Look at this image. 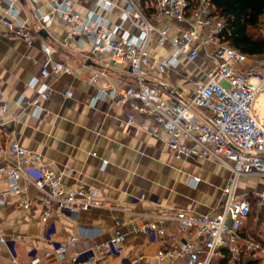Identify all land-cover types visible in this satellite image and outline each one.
<instances>
[{
  "label": "crops",
  "instance_id": "0c3cea01",
  "mask_svg": "<svg viewBox=\"0 0 264 264\" xmlns=\"http://www.w3.org/2000/svg\"><path fill=\"white\" fill-rule=\"evenodd\" d=\"M7 1L0 0V89L9 102V112H0V165L14 168L20 164V159L8 151L10 142L18 140L29 153L40 154L46 166L63 173L61 182L66 190L95 188L105 204L76 213L53 207L51 216L44 220L46 206L41 191L32 180L23 179L22 192L8 193L5 202H0V237L5 238L0 240V264H12L14 257L19 263L39 258L35 264H73L77 251L108 241L116 228L125 233L121 250L97 251L101 261L157 264V251L170 243L158 236L135 233L132 227L161 213L184 209L201 214L218 208L225 197L223 188L231 177L230 169L210 158L177 157L163 136L139 125L128 127L129 107L115 105L109 96L93 104L101 88H125L130 78L128 68L114 64L106 53H93L88 36L68 39L69 27L53 13L49 1L9 0L12 12L26 23L35 39L28 44L22 37H4L2 9ZM72 1L83 15L95 10L99 17L107 18L117 37L140 32L127 19L123 0H111L115 4L111 9L97 6L96 0ZM44 44L50 45L54 59L69 64L72 72L52 73L32 86L30 81L40 75L43 66ZM152 51H158L156 45ZM207 60L202 52L197 63L183 60L169 73L154 75L190 90L195 79L204 77L198 67L206 65ZM96 71H103V76L92 83L89 78ZM137 119L154 123L153 117L143 114ZM195 176L200 177L197 185L192 184ZM9 179L7 172H0V192L7 189ZM257 180L262 191L264 180ZM257 183L239 184V192H260L255 189ZM166 225L168 232L183 238L176 221ZM51 230L55 240L76 236L77 244L62 255L55 253L54 242L44 239ZM247 236L256 239L254 233ZM254 251V256H244L238 264H250L253 257H260L264 264V248ZM214 262L233 264L226 247L220 249ZM173 264H184V259H176Z\"/></svg>",
  "mask_w": 264,
  "mask_h": 264
},
{
  "label": "built area",
  "instance_id": "2783aa9c",
  "mask_svg": "<svg viewBox=\"0 0 264 264\" xmlns=\"http://www.w3.org/2000/svg\"><path fill=\"white\" fill-rule=\"evenodd\" d=\"M46 1L52 4L53 13L68 25V39L88 36L93 53H106L114 64L128 68L130 78L125 88L103 87L93 97V104L109 96L115 105L129 107L128 127L139 125L163 136L177 157L210 158L231 171L223 188L224 200L218 208L201 214L184 209L161 213L132 227L135 233L158 236L170 243L157 251V264H173L176 259H184V264H217L214 260L222 247L228 249L233 264H238L252 251L261 250L255 238L242 237L239 232L252 212L249 194H241L239 184L244 176L257 175L264 180V116L254 109L257 97L264 92V55L251 57L223 39L226 24L213 13L211 0H146L144 7L149 8L150 15L141 0H123L127 19L140 32H126L122 37H117L107 18L99 17L95 10L83 15L75 9L72 0ZM7 3L2 9L4 30L1 34L6 38L22 37L32 44L34 33L16 18L12 3L9 0ZM96 4L103 9L115 5L111 0H96ZM261 35L264 38V27ZM155 45L156 53L152 51ZM42 49L43 66L40 75L30 81L32 86L52 73L72 72L69 64L54 59L50 45L44 44ZM202 52L208 58L206 65L198 67L204 77L195 79L190 90L154 75V72L169 73L183 60L197 63ZM102 76L103 71H96L90 76V82L97 83ZM0 112H9V102L1 89ZM138 114L153 117L154 123L139 122ZM8 151L20 159V164L14 168L0 165V172L10 176L9 186L0 192L1 203L8 193H21V181L30 179L42 193L46 206L44 220L51 216L53 207L76 213L105 204L95 188L66 190L61 182L63 173L46 166L40 154L29 153L18 140L10 142ZM199 181L200 177H192L193 185ZM255 196L260 206L264 205V189L255 192ZM168 221L177 222L183 238L168 232ZM46 238L54 242V252L59 255L78 241L76 236L55 240L52 230ZM124 240L125 233L116 228L108 241L77 251L73 264H82V261L107 264L99 259L97 251L119 253ZM38 260L19 263L14 257L12 264H35Z\"/></svg>",
  "mask_w": 264,
  "mask_h": 264
},
{
  "label": "trees",
  "instance_id": "16d2710c",
  "mask_svg": "<svg viewBox=\"0 0 264 264\" xmlns=\"http://www.w3.org/2000/svg\"><path fill=\"white\" fill-rule=\"evenodd\" d=\"M146 0H141L143 7ZM213 13L222 17L226 28L222 33L223 39L229 44L251 57L257 58L264 55V38L261 30L264 27V0H211ZM148 15L151 14L149 8L144 7ZM252 203V212L243 223L239 232L242 236L254 233L256 240L264 248V238L260 237L256 231L260 224V219H264V206L261 208V217L255 221L253 216L254 200L252 195H248ZM255 251L251 252L254 256ZM254 258V257H253ZM251 258L250 264H261V258Z\"/></svg>",
  "mask_w": 264,
  "mask_h": 264
},
{
  "label": "rangeland",
  "instance_id": "374dc122",
  "mask_svg": "<svg viewBox=\"0 0 264 264\" xmlns=\"http://www.w3.org/2000/svg\"><path fill=\"white\" fill-rule=\"evenodd\" d=\"M254 109H256L258 111V113L262 116H264V92L262 94H260L256 101H255V104H254ZM259 176L257 175H251V176H247V179L245 178L242 182H243V185H242V182L240 183V186H244L245 184L247 186H252L254 185L255 183H257V179H258ZM246 180V181H245ZM258 184L257 183V186H256V190L257 191H260V189L258 188ZM257 193V192H256ZM250 195H252L253 197V200H254V207H253V216L255 221H257L258 219H260V217L262 216L260 213H261V208L264 206H260L259 204V201L258 199L256 198L255 196V192H250L249 193ZM260 226L258 228V234L260 235V237H263L264 238V219L261 220L260 219Z\"/></svg>",
  "mask_w": 264,
  "mask_h": 264
}]
</instances>
